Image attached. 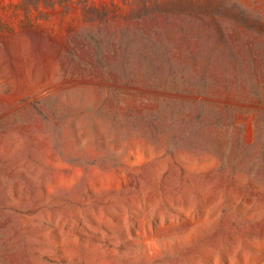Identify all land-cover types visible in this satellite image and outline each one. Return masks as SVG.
Here are the masks:
<instances>
[{
	"label": "rangeland",
	"instance_id": "rangeland-1",
	"mask_svg": "<svg viewBox=\"0 0 264 264\" xmlns=\"http://www.w3.org/2000/svg\"><path fill=\"white\" fill-rule=\"evenodd\" d=\"M0 264H264V0H0Z\"/></svg>",
	"mask_w": 264,
	"mask_h": 264
}]
</instances>
